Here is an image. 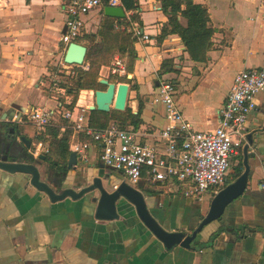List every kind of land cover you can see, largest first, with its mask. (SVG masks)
I'll return each mask as SVG.
<instances>
[{
	"label": "crops",
	"instance_id": "obj_1",
	"mask_svg": "<svg viewBox=\"0 0 264 264\" xmlns=\"http://www.w3.org/2000/svg\"><path fill=\"white\" fill-rule=\"evenodd\" d=\"M64 2L0 0V134L14 127L19 134L13 143H18L21 150L26 149L28 141L31 148L36 134L45 131L31 124V111L56 106L55 99L47 94L49 81L57 75L53 67H61L68 74L72 66L63 63L65 52L59 44L66 31ZM137 2V11L124 8L125 18L137 12L136 24L149 36V42L135 40L136 59L133 72L126 75L128 83L124 77L111 76L107 66L101 68L100 79L128 84L131 101L124 112L136 115L140 99L136 130L143 144L162 152L164 146L157 134L166 124L165 109L152 103L150 93L153 97L159 81L173 74L177 78L175 98L184 118L196 131L214 130L235 75L247 68L264 69V0H193L207 9L215 31L213 47L203 63L189 59L176 35L157 42L167 23L160 0ZM103 8L84 17L82 39L97 34L106 18ZM179 21L186 25L184 19ZM165 60L172 64L173 72L160 75ZM65 99L69 102L70 98ZM93 99L92 91L79 93L73 120L88 123L92 111L87 107ZM113 111L111 107L108 113ZM20 137H24L23 143ZM246 137L252 139V144L247 142L241 147L248 145L246 189L225 209L219 222L202 230L190 249H165L125 202L117 205L118 220L99 221L94 217L96 205L92 202L97 192L77 201L66 198L51 203L44 194L26 185V176L0 171V264H264V91L256 97V109L246 123ZM70 142L71 137L69 145ZM86 155V161L76 156V170L69 173L74 187L86 175L88 179L103 173L98 147L90 144ZM240 157L243 171V154ZM67 160L65 164H55L54 170L65 166ZM47 164L45 159L40 168ZM107 172L117 185L121 176L104 170ZM52 173L48 172L51 177ZM136 189L144 195L159 225L169 232L187 234L207 214L213 197H187L175 185L141 182Z\"/></svg>",
	"mask_w": 264,
	"mask_h": 264
},
{
	"label": "built area",
	"instance_id": "obj_2",
	"mask_svg": "<svg viewBox=\"0 0 264 264\" xmlns=\"http://www.w3.org/2000/svg\"><path fill=\"white\" fill-rule=\"evenodd\" d=\"M103 6L124 9L121 0H65L66 31L59 43L64 52L81 36L84 17ZM131 33L135 40L149 42V36L136 23ZM72 67L87 69L84 64ZM107 71L111 76L127 75L118 56L113 57ZM60 83L57 75L49 81L48 88L54 99L57 96L66 98V90L59 86ZM175 90L170 80L162 79L152 97V103L162 105L166 114V124L157 134L164 146L162 152L143 144L141 135L133 127L121 128L111 122L105 128L93 129L82 121L73 120L74 110L67 109L65 105L56 104L53 109L35 108L29 115V121L36 129L42 130L55 121V113L58 112L62 119L72 124L70 152L86 161L90 144H95L101 163L118 171L130 186L136 187L144 180L148 185H175L191 198L205 194L214 196L227 180L233 159L246 143V123L256 108V97L264 91V69L247 68L235 75L218 111V125L212 131H196L192 127L177 104ZM47 152L42 143H35L29 150L35 159ZM261 187L264 188V184Z\"/></svg>",
	"mask_w": 264,
	"mask_h": 264
},
{
	"label": "water",
	"instance_id": "obj_3",
	"mask_svg": "<svg viewBox=\"0 0 264 264\" xmlns=\"http://www.w3.org/2000/svg\"><path fill=\"white\" fill-rule=\"evenodd\" d=\"M102 14L107 18L125 19L122 7L106 6L102 9ZM86 52L87 48L85 46L77 42L70 43L65 50L63 63L69 66H81L84 63ZM165 80L169 79L166 78ZM98 83L104 86L105 90L93 92L94 101L93 104L87 107V110L108 113L112 107L115 111L124 112L128 103V84L119 83L116 85L107 79H99ZM151 98L152 93H150ZM140 104L139 99L138 108ZM2 121H4V118ZM7 131V134H0V171L26 176V185L44 194L51 203L66 198L77 201L93 192H97V197H93L92 202L96 205L94 217L99 221L118 220L120 215L117 211V205L120 202H125L133 208L135 216L149 233L167 250L176 246L190 249L202 230L213 222H219L225 209L242 196L249 177L247 150L248 145L252 144L251 137H248L249 144L243 148V171L234 181L226 182L225 186L212 197L209 210L198 226L190 230L188 234L182 231L169 232L159 225L150 213L144 195L138 189L127 184L118 171L103 165V167H100L103 173L89 176L88 179L86 175L78 186L74 187L70 184L72 176L69 174L75 172L77 166V158L74 153H70L66 165L62 168L54 170L55 165L51 166L50 164L40 168L41 163L45 161V156L41 155L37 159L33 158L29 153L30 142H26V149L21 150L18 143H13L19 132L14 127L9 128ZM24 141V137L19 138V142L23 143ZM51 170L53 171L52 177L48 174ZM104 170L119 174L121 176L120 182L116 185L111 173H104ZM77 187L79 189L74 190ZM225 231L233 234L231 229L225 228Z\"/></svg>",
	"mask_w": 264,
	"mask_h": 264
},
{
	"label": "trees",
	"instance_id": "obj_4",
	"mask_svg": "<svg viewBox=\"0 0 264 264\" xmlns=\"http://www.w3.org/2000/svg\"><path fill=\"white\" fill-rule=\"evenodd\" d=\"M121 3L128 12L138 10L137 0H121ZM160 6L162 13L167 17V23L162 27L157 42H161L169 35H176L185 47L191 61L205 62L207 53L213 47L212 36L215 32L210 25L207 9L194 4L193 0H160ZM179 18L185 20V26L180 23ZM132 19L139 23L137 16H133ZM122 22L124 19L116 21L106 17L96 35L83 37L89 42L84 60V64L87 66L86 70L81 67H72L70 74L67 75L61 67H53L55 74L61 73L64 77V81H61L59 86L65 88V96L71 98L69 102H66L65 97L57 96L55 99L57 106L65 105L67 109L73 111L81 91L105 90V87L98 83L100 71L101 68L112 62L114 56H118L123 62L126 74L133 72L136 59L134 43L136 41L130 33L115 29L117 24H122ZM79 39L77 41H80ZM160 70V75L171 73L173 72L172 64L165 60ZM123 81L128 83L130 80L125 76ZM47 94L53 98L49 88H47ZM141 108L140 104L136 115H132L128 111L124 113L92 111L87 125L93 129H102L107 127L109 123L115 122L121 128L132 126L136 129L140 123L137 115L140 114ZM71 135L72 124L62 119L60 114L56 112L55 121L47 126L45 131L37 133L34 140L35 143H42L44 146L47 144L45 147H47L48 152L44 156L48 164L51 166L62 165L65 164L71 153L68 144ZM83 140L86 141L87 139L83 138Z\"/></svg>",
	"mask_w": 264,
	"mask_h": 264
},
{
	"label": "rangeland",
	"instance_id": "obj_5",
	"mask_svg": "<svg viewBox=\"0 0 264 264\" xmlns=\"http://www.w3.org/2000/svg\"><path fill=\"white\" fill-rule=\"evenodd\" d=\"M133 16H137L139 18L137 12H133V13L129 14L127 16V18L124 19V22H122V24H117L118 26L115 29L118 30V31H122L121 28H123L124 29L123 32L130 33L132 35L131 29L133 27V24L136 23L132 19ZM87 36L88 35H86L85 37H87ZM83 39L82 38L79 39L80 40L79 44H81V45H83V46H85L87 48V46H89V42L86 41V39H84V40ZM80 42H82V43H80ZM57 76H58V79L60 81H64V77L62 76L61 73H58ZM167 77L172 82V84L177 88V78H175V76L173 74H169ZM92 92H94V91H92ZM70 100H71V98L69 99V101ZM93 101H94V99H93ZM93 101H92V104H93ZM130 101H131V98L129 96L128 97L127 107L129 105ZM241 166L242 165H241V157L240 156L232 161L231 167H230V170H229V174H228V177H229L230 181L234 180L242 172V167Z\"/></svg>",
	"mask_w": 264,
	"mask_h": 264
},
{
	"label": "flooded vegetation",
	"instance_id": "obj_6",
	"mask_svg": "<svg viewBox=\"0 0 264 264\" xmlns=\"http://www.w3.org/2000/svg\"><path fill=\"white\" fill-rule=\"evenodd\" d=\"M247 142H248V140H247V137H246V143H247ZM242 154H243V149L240 148L237 157L241 156ZM230 167H231V165H230ZM229 170H230V169H229ZM228 173H229V172H228ZM240 174H241V173H240ZM240 174H239V175H240ZM239 175H238V176H239ZM226 182H228V183L231 182V181H229L228 177H227V181L224 182L222 188L225 186ZM132 187H133V186H132ZM136 187H138V186H136ZM136 187H134V188H136ZM222 188H221V189H222ZM221 189H220V190H221Z\"/></svg>",
	"mask_w": 264,
	"mask_h": 264
}]
</instances>
